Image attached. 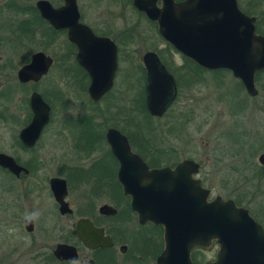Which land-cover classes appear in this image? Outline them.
<instances>
[{
	"label": "flooded vegetation",
	"instance_id": "af4514ba",
	"mask_svg": "<svg viewBox=\"0 0 264 264\" xmlns=\"http://www.w3.org/2000/svg\"><path fill=\"white\" fill-rule=\"evenodd\" d=\"M173 1L182 5L179 18L182 22V36L184 37L185 25L187 31L191 32L196 24L195 18L200 16V10L197 5H187L188 0ZM237 1L240 10L247 14L240 4V0ZM21 2L22 0L20 2L18 0L17 3L14 0H0V126L15 132L14 139L10 144L13 150L0 149V154L11 156L19 166L28 170V172L15 173L0 166V215L4 221L3 227L14 232L7 233L0 241V264H29V262L31 264H159L158 260L166 250L165 228L152 222L141 223L139 215L133 211V198L125 194L124 186L119 178L120 161L112 151L107 134L110 130H116L124 135L128 139L132 153L138 155L150 169L166 167L175 169L179 163L171 166L153 167L152 164L161 162L163 155H157L158 152L155 151L151 140L149 141L140 131L142 129H139V137L144 141L137 142L134 135L138 132L137 129L126 131L122 126L120 128L113 125L102 132V125L95 124L94 121L98 117L108 123L109 120H112L110 117L113 116L111 108L115 107L112 105L113 101L106 104L105 108L101 107L100 103L109 97V100L111 97L113 98L112 92L119 79L123 80L127 88L130 89L135 74L133 69L137 67L141 68L142 78H145L147 97L146 88L149 75L144 58L149 53L156 54L160 60L157 66L165 67V72L172 75L179 95L180 87L176 71L169 62L162 58L155 46L146 47L145 44L144 48L140 49L142 54L139 61H136L134 55L123 54L133 51L131 48L133 42L131 41L135 39L133 35H136L141 26H149L163 43L174 49L183 58L182 64H186L183 67L194 68L197 70L196 72H200L201 69L205 72L210 71L202 68L197 62L169 44L160 35L158 22L151 20L144 11L140 10L135 5V0H37L34 5ZM164 2V0H157V8L163 9ZM221 10H223V6H221ZM48 11L59 12L71 21L77 19L78 24L90 30L95 37L108 40L116 47L117 70L114 86L98 100L93 99L90 95L92 75L78 59L80 48L73 42L72 27H57L44 16ZM216 17L218 16L214 12L212 18L216 19ZM69 24L72 25V23ZM60 37L64 38V43H61L59 48L67 52L63 56L64 62L67 59L71 62L74 60L75 72L76 70L78 72V80L75 84H79L81 94L85 92L88 94L89 104L86 109H89L91 114H87L86 117L69 119L71 122L66 124V128L71 134H76V131L81 133L82 127H87L90 131V135L88 134L90 141L84 145L77 142V148L81 155L76 159L78 165L69 167V169L67 167L66 171L56 173L54 176L40 179L39 175L43 174L37 171L40 160L35 157L29 164H24L19 153L36 149L46 130L54 125L57 96L53 95L56 98L51 100L52 98L41 90L40 83L52 74V70L54 67H58V64L62 68L64 62H60L56 56L45 53L46 51L32 52L28 55V50L24 48L26 44L29 45L36 39L39 43L42 39L43 45L50 48L52 45L55 46ZM151 41V39L148 40V42ZM25 52H27V57L24 58ZM12 53L13 55H11ZM41 53L49 60L47 62L48 69L40 74V69L37 68L27 79L23 80L20 76L21 72L33 63L36 55ZM15 56L21 60V66L18 69L12 61ZM89 57L90 55H88ZM89 62L91 63V61ZM124 65L127 69L123 72ZM150 65L156 66V63L151 62ZM60 71L59 80L55 81L71 82L70 72L61 69ZM227 71L232 74L231 71ZM191 72L194 71L191 70ZM49 88L54 87L49 86ZM58 94L61 95V100L66 98L65 92ZM34 95H39L42 98L49 106L50 112L48 122L38 141L34 146H28L24 141L23 134L35 120ZM16 99L18 102L15 104ZM175 100L162 117L155 118H163L172 109L171 106ZM89 105L91 106L89 107ZM135 110L133 107H129L124 113L123 123L128 124L129 127L132 126L129 121H132V115L136 113ZM118 113L121 115V112ZM106 115L110 117L109 120ZM104 120L103 122H106ZM104 125L106 126V123ZM0 145H2L1 142ZM95 153L100 155L95 156ZM149 159H153V161L149 162ZM44 175L46 174L44 173ZM194 178L198 179V175L195 174ZM54 180L65 181L66 193L63 196H56L53 187ZM44 191H48L53 201L50 212L64 220L63 225L59 221V225L56 227V230L59 228L61 235L53 244L49 242L56 237H44L42 241L38 235L37 226L41 218L39 203L41 193ZM74 194L76 195L74 196ZM30 198L33 199V204L30 207L32 212L25 214V205L30 202ZM212 199L210 194L209 201ZM105 206L116 210V214H106L105 211H102ZM250 215L264 231V226L260 221L251 213ZM119 216H121V220L114 222V219ZM80 220H89L97 230H102L103 238L109 237L112 246L89 248L76 231ZM132 243L138 248L134 253L129 251L133 248ZM212 244L213 247L210 250L194 249L191 253L192 263L197 264L198 261H194V255L200 251H210L214 254L212 260H207L203 264L216 262L220 246L218 240H213ZM60 246H67L70 249L60 254L58 250Z\"/></svg>",
	"mask_w": 264,
	"mask_h": 264
},
{
	"label": "water",
	"instance_id": "95a60500",
	"mask_svg": "<svg viewBox=\"0 0 264 264\" xmlns=\"http://www.w3.org/2000/svg\"><path fill=\"white\" fill-rule=\"evenodd\" d=\"M156 1L135 0V5L158 22L159 33L169 44L202 68L231 71L251 97L258 96L256 75L264 71V35L257 32L256 17L242 12L237 0H188L187 5L199 7L200 16L195 18L191 32L185 25L183 37L179 18L182 5L164 0L163 9H159ZM214 12L218 16L216 19L212 18ZM44 16L57 27H72L73 42L80 48L78 59L92 75L91 97L98 100L109 92L114 86L117 70L116 47L108 40L95 37L86 27L80 26L77 19L71 21L52 11ZM144 59L149 75L147 108L152 116L162 117L176 99L177 87L165 67L157 66L160 60L156 54L149 53ZM48 61L44 54L36 55L33 63L21 72V78L27 79L37 68L43 74L48 69ZM151 62L156 66L150 65ZM33 108L35 120L23 134L28 146H34L38 141L50 112L39 95H34ZM107 139L120 161L119 178L125 194L133 198L132 209L139 215L140 222H152L165 228L166 250L160 256L159 264H193L192 251L196 248L210 250L213 240H218L220 249L216 262L208 264H264L262 227L247 209L239 207L233 200L216 197L209 201L210 190L203 187L200 179L194 178L200 170L198 163L185 160L175 169H150L132 153L128 139L120 132L110 130ZM259 163L264 166V153L260 155ZM0 166L15 173L28 172L5 154H0ZM53 187L58 197L66 193L65 181L54 180ZM102 211L116 214V210L108 206ZM76 231L89 248L112 246L111 239L103 238V231L97 230L89 220H80ZM67 249L70 248H58L60 254Z\"/></svg>",
	"mask_w": 264,
	"mask_h": 264
},
{
	"label": "rangeland",
	"instance_id": "374dc122",
	"mask_svg": "<svg viewBox=\"0 0 264 264\" xmlns=\"http://www.w3.org/2000/svg\"><path fill=\"white\" fill-rule=\"evenodd\" d=\"M14 1L17 3L18 0ZM36 1L22 0L21 3L34 5ZM240 4L245 12H258L260 17L256 14H250V16L260 20L262 18L261 23L264 27V0H240ZM133 36L135 37L131 41L133 51L123 54L134 55L136 61H139L142 54L140 49L144 48L145 44L146 47L155 46L162 58L176 71L180 87L178 98L163 118L144 116L139 113L135 100L145 92V78H142L141 68L137 67L133 69L135 81L133 80L130 84V89L123 80L119 79L112 92L113 98L109 100V97L100 103V106L105 108L106 104L113 101L112 105L115 107L111 108L112 120H109L110 117L106 115L109 123L98 117L94 121L95 124L102 125V132L113 125L120 128L122 126L126 131L142 129L140 131L149 141L151 140L155 151L158 152H156L157 155H163L158 167L175 165L185 160L198 163L200 165L198 179L211 191L212 198L222 197L224 200L239 202L241 204H238L239 206L248 209L264 226V166L259 163V157L264 153V73L260 74V80L256 82L258 96L250 97L241 82L236 80L230 72H196L194 68L183 67L186 65L182 64L183 58L163 43L149 26H141ZM149 39L152 41L148 42ZM61 43H64L63 37L57 39L55 46L48 48L43 45L42 39L40 43L36 39L33 43L26 44L24 49L28 50V55L32 52L46 51L45 53L56 56L60 62H64L63 56L67 52L59 48ZM24 55V58L27 57V52ZM12 61L17 69L21 66V60L18 57H13ZM73 61L67 59L62 68L58 64V67L52 70V74L40 83L41 90L45 91L52 98L51 100L56 98L53 95L57 96L55 122L46 130L36 149L19 153L24 164H29L35 157L40 160L37 170L43 173L39 175L40 179L54 176L56 173L66 171L67 167L69 169L78 165L76 159L81 155L77 145H84L90 141V131L87 127H82L81 133L76 131V134H71L66 128V124L71 122L69 119L91 115L89 109H86L89 104L88 94L86 92L81 94L79 84H75L78 80V72L77 70L75 72ZM125 66L123 72L127 69ZM60 69L70 72L71 82L55 81L59 80ZM64 92L66 98L61 100V95L58 93ZM17 102L16 99L15 104ZM129 107L136 109V113L132 115V121H129L131 127L123 123L124 113ZM118 112H121V115ZM14 134L15 132L11 129L0 126L2 144L0 149L13 150L10 144ZM134 135L135 141H144V139L140 140L137 132ZM96 155L100 154L95 153ZM152 161L153 159H149V162ZM83 163L85 164L84 161ZM52 202L48 191L41 193L39 203L41 218L37 226L39 233H37L42 241L44 237H56L49 242L50 244H53L61 235L59 228L56 230L59 221L61 225L64 224L63 219L50 212ZM32 204L33 199L30 198V202L25 205V214L32 212L30 208ZM2 220L0 215V241L4 235L12 232L7 227H3ZM120 220L121 216L114 219V222ZM131 246L133 248L129 251L136 252L138 249L136 245L132 243ZM213 258L214 254L210 251H200L194 255V261L202 264Z\"/></svg>",
	"mask_w": 264,
	"mask_h": 264
},
{
	"label": "trees",
	"instance_id": "16d2710c",
	"mask_svg": "<svg viewBox=\"0 0 264 264\" xmlns=\"http://www.w3.org/2000/svg\"><path fill=\"white\" fill-rule=\"evenodd\" d=\"M246 13L249 14V15L250 14H253V15L256 14V15H259V17H260V14L258 12H256V11H254V12L253 11H250V12H247L246 11ZM261 20H262V18H261ZM261 20H260V18L258 19V22H257V30H258V33L264 35V27L262 26ZM201 71L205 72L203 69H201ZM222 72H225V71H217V73H222ZM262 73H264V72H262ZM262 73H260V74H262ZM260 74L257 75L256 81L260 80V77H261ZM135 101H136V109L138 110L139 113L143 114L144 116L147 115L149 117H152L149 114L148 110H147V106H146V94H145V92L142 93V96L140 98L137 97V99ZM137 134H138V136H140L139 135L140 134L139 131L137 132ZM152 165H153V167H158V165H160V164H158V163L155 164L154 163ZM237 204L241 205L239 202ZM197 264H202V263L197 262Z\"/></svg>",
	"mask_w": 264,
	"mask_h": 264
}]
</instances>
